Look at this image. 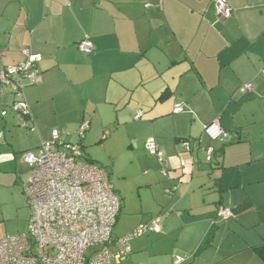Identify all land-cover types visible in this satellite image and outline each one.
Wrapping results in <instances>:
<instances>
[{
  "label": "crops",
  "instance_id": "0c3cea01",
  "mask_svg": "<svg viewBox=\"0 0 264 264\" xmlns=\"http://www.w3.org/2000/svg\"><path fill=\"white\" fill-rule=\"evenodd\" d=\"M227 2L232 14L220 19L217 0H0V73L24 61V48L39 56L37 81L25 88L35 127L18 124L11 92L0 96L9 109L0 116V239L27 228L25 151L55 129L77 140L85 119V140L118 122L145 128L137 145L148 151L154 137L169 163L167 178L148 151L145 186L159 212L149 221L161 218L151 238L172 243L150 264H264L255 250L264 245V0ZM85 38L90 53L79 47ZM214 121L227 141L204 134ZM184 138L213 146L215 162L198 151L193 167ZM221 205L235 217L218 218ZM119 217L115 237L125 236L115 233Z\"/></svg>",
  "mask_w": 264,
  "mask_h": 264
},
{
  "label": "built area",
  "instance_id": "2783aa9c",
  "mask_svg": "<svg viewBox=\"0 0 264 264\" xmlns=\"http://www.w3.org/2000/svg\"><path fill=\"white\" fill-rule=\"evenodd\" d=\"M227 0H217L216 13L220 19L232 14ZM80 49L90 53L93 43L85 38ZM24 61L17 65L5 66L0 73V96L7 92L14 95L9 106L18 124L34 128V121L26 99L25 88L36 83L39 69L38 54L24 48ZM251 85L248 84L247 87ZM0 104V116L8 110ZM184 110L181 103L174 111ZM139 111L136 118H140ZM90 122L83 120L77 131V142L65 141L66 131L55 129L49 139H43L36 151H25L22 156L30 169V183L25 191L30 214L27 228L23 233L0 239V264H128L131 253L130 241L151 230L161 229V218L139 225L123 237L114 236V228L122 208L121 198L111 185L108 173L103 167L83 160L82 141L89 130ZM204 134L212 141H226L230 134L218 121L207 124ZM5 132L0 130V139ZM201 138H184L180 146L190 152L195 166V153L205 154V161L213 163L216 150L213 146H203ZM150 154L162 164L161 173L169 178L167 157L159 149L154 137L147 140ZM186 160L181 166L186 167ZM180 183L174 182L167 193H174ZM217 216L223 220L235 217L234 212L224 205L217 209ZM93 248V249H92ZM184 261L178 257L177 262Z\"/></svg>",
  "mask_w": 264,
  "mask_h": 264
},
{
  "label": "rangeland",
  "instance_id": "374dc122",
  "mask_svg": "<svg viewBox=\"0 0 264 264\" xmlns=\"http://www.w3.org/2000/svg\"><path fill=\"white\" fill-rule=\"evenodd\" d=\"M119 125L118 122H112L105 129L103 128L100 136L95 135L91 139H84L86 146L83 148V160L92 161L103 167L108 173L111 185L122 202L119 224L115 233L116 235L123 233L126 236L134 231L140 223L150 222V218L156 217L159 212L155 211L157 203L152 195V189L145 186L146 171L149 169L148 160L151 156L142 144L137 145L133 138L138 133L141 141L144 137L147 138L148 133L139 124L120 127ZM58 130L65 131L63 129ZM79 139L77 137L75 141ZM215 159L216 157L213 163ZM151 234L152 232L149 231L130 241L131 254L126 263L150 264L158 254L157 252L166 251L168 253L172 249L170 240L156 243L153 242ZM134 256H140V258L137 260L133 258Z\"/></svg>",
  "mask_w": 264,
  "mask_h": 264
},
{
  "label": "trees",
  "instance_id": "16d2710c",
  "mask_svg": "<svg viewBox=\"0 0 264 264\" xmlns=\"http://www.w3.org/2000/svg\"><path fill=\"white\" fill-rule=\"evenodd\" d=\"M255 250L258 253L259 257L264 261V245L256 247Z\"/></svg>",
  "mask_w": 264,
  "mask_h": 264
},
{
  "label": "water",
  "instance_id": "95a60500",
  "mask_svg": "<svg viewBox=\"0 0 264 264\" xmlns=\"http://www.w3.org/2000/svg\"><path fill=\"white\" fill-rule=\"evenodd\" d=\"M227 140H228V139H227ZM227 140H226V141H227Z\"/></svg>",
  "mask_w": 264,
  "mask_h": 264
}]
</instances>
